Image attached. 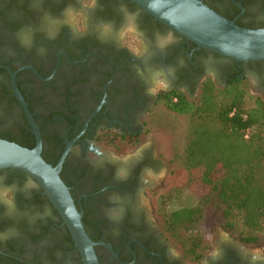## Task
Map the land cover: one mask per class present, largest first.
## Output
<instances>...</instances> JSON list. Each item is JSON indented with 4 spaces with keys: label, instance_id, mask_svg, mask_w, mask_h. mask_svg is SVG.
<instances>
[{
    "label": "flooded vegetation",
    "instance_id": "1",
    "mask_svg": "<svg viewBox=\"0 0 264 264\" xmlns=\"http://www.w3.org/2000/svg\"><path fill=\"white\" fill-rule=\"evenodd\" d=\"M203 1L242 26L264 27V0ZM12 73L44 159L55 166L66 153L61 177L88 234L103 243L95 246L101 264H264L248 251L254 245L226 231L199 261L185 256L157 215L164 157L143 140L158 105L185 114L167 108L161 92L197 102L212 88L232 97L231 115L249 118L264 102V59L199 47L130 0H0V130L16 134L25 122L36 145ZM0 264H83L39 183L16 169L0 170Z\"/></svg>",
    "mask_w": 264,
    "mask_h": 264
},
{
    "label": "trees",
    "instance_id": "2",
    "mask_svg": "<svg viewBox=\"0 0 264 264\" xmlns=\"http://www.w3.org/2000/svg\"><path fill=\"white\" fill-rule=\"evenodd\" d=\"M160 97L170 110L190 114L191 130L184 156L188 179L184 184L173 177L167 179L166 187L154 196L157 215L169 239L181 245L186 257L199 261L210 243L203 234L205 216L210 218L208 213L217 216L230 231L237 221L245 228H258L264 219V102L258 101L246 119L243 112L231 115L234 105L228 101L232 97L221 99L212 88L205 87L197 102H190L180 93L177 101L173 100L174 95L167 98L165 92ZM19 125L20 132L16 134L0 130V138L33 148L35 140L29 125ZM247 129L252 134L247 136ZM106 139L109 144L116 141ZM184 194L197 200L207 199L210 206L202 215L199 205L174 207ZM83 222L87 225L85 219ZM190 226H196L199 234L178 232ZM247 234L240 232L234 236L248 244L264 243V238Z\"/></svg>",
    "mask_w": 264,
    "mask_h": 264
},
{
    "label": "water",
    "instance_id": "3",
    "mask_svg": "<svg viewBox=\"0 0 264 264\" xmlns=\"http://www.w3.org/2000/svg\"><path fill=\"white\" fill-rule=\"evenodd\" d=\"M147 13L199 47L237 60L264 59V27L248 28L226 18L203 0H130ZM12 73L14 94L22 104L36 137L28 148L0 138V170L16 169L34 178L51 201L80 251L83 264H101L94 241L83 223V210L77 206L69 186L61 177L66 153L57 165L42 156V136L29 105ZM108 245V244H106ZM110 248L111 246L108 245ZM112 249V248H111Z\"/></svg>",
    "mask_w": 264,
    "mask_h": 264
},
{
    "label": "rangeland",
    "instance_id": "4",
    "mask_svg": "<svg viewBox=\"0 0 264 264\" xmlns=\"http://www.w3.org/2000/svg\"><path fill=\"white\" fill-rule=\"evenodd\" d=\"M191 117L190 114L177 115L168 109H166L163 105H158L155 108V112L153 116L145 123L144 131L148 137L143 138V140L150 146L152 149L156 151V153H160L164 157L165 165L162 170L161 176H165L166 174V183L167 179L174 178L178 183H185L188 179V174L184 164V156H185V147L188 141V136L191 130ZM174 172V176H172L171 172ZM156 176H153L155 178ZM207 199H194L188 194H184L176 203H174V207L178 205H189L195 206L199 205L201 207V215L204 214V210L207 209L209 202H206ZM206 202V203H205ZM206 208L203 209V207ZM210 206V205H209ZM212 207V206H211ZM203 209V210H202ZM210 211V210H208ZM208 213V212H207ZM200 215V216H201ZM210 218L205 216V224H204V236L207 235V239L209 241L216 239L221 235L225 234V232H229L232 235L238 234L240 232H244L245 234H256L261 238H264V219L258 228H245L240 221H237L236 227L234 230V234L225 229L222 226L220 219L212 215L211 212L207 214ZM204 221V218H202ZM197 221V226H198ZM162 225V224H161ZM194 225V224H192ZM196 226L184 227L178 229V232L182 233L183 231L191 232L193 235H198L199 232ZM227 234V233H226ZM248 235V234H247ZM179 249L181 245L179 243L174 242ZM264 244V243H263ZM263 244H251L249 248V252L254 256L264 255V245ZM210 245V243H209ZM216 245V244H215ZM207 247L206 251L208 250ZM263 248V249H262ZM205 251V252H206Z\"/></svg>",
    "mask_w": 264,
    "mask_h": 264
}]
</instances>
